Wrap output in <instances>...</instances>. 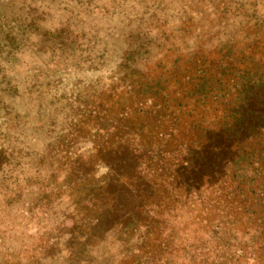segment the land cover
I'll return each mask as SVG.
<instances>
[{"label": "rangeland", "instance_id": "374dc122", "mask_svg": "<svg viewBox=\"0 0 264 264\" xmlns=\"http://www.w3.org/2000/svg\"><path fill=\"white\" fill-rule=\"evenodd\" d=\"M263 22L264 0H0V264H173L163 250L130 259L147 203L121 185L139 172L121 147L92 159L106 111L128 104L100 94L142 83L126 59L166 66Z\"/></svg>", "mask_w": 264, "mask_h": 264}, {"label": "trees", "instance_id": "16d2710c", "mask_svg": "<svg viewBox=\"0 0 264 264\" xmlns=\"http://www.w3.org/2000/svg\"><path fill=\"white\" fill-rule=\"evenodd\" d=\"M261 29L243 44L177 56L166 66L134 70L126 59L119 69L144 85L120 81L100 94L111 93L112 109L122 98L128 103L106 111L115 120L97 127L93 136L102 144L92 159L121 147L139 170L121 184L147 203L145 236L132 262L149 263L163 250L172 252L173 264H264Z\"/></svg>", "mask_w": 264, "mask_h": 264}]
</instances>
